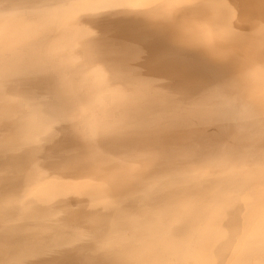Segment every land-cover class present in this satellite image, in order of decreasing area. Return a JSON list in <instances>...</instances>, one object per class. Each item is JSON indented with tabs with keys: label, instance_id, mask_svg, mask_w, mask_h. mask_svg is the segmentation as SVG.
Segmentation results:
<instances>
[{
	"label": "bare ground",
	"instance_id": "obj_1",
	"mask_svg": "<svg viewBox=\"0 0 264 264\" xmlns=\"http://www.w3.org/2000/svg\"><path fill=\"white\" fill-rule=\"evenodd\" d=\"M129 92L94 142L57 76L0 81V264H264V0H88Z\"/></svg>",
	"mask_w": 264,
	"mask_h": 264
},
{
	"label": "clouds",
	"instance_id": "obj_2",
	"mask_svg": "<svg viewBox=\"0 0 264 264\" xmlns=\"http://www.w3.org/2000/svg\"><path fill=\"white\" fill-rule=\"evenodd\" d=\"M88 0H0V81L57 76L65 118L89 141L110 134L129 103L128 89L91 55L93 33L79 17Z\"/></svg>",
	"mask_w": 264,
	"mask_h": 264
}]
</instances>
